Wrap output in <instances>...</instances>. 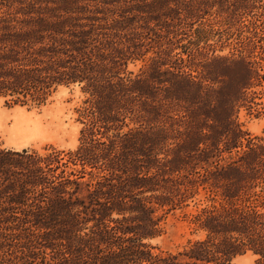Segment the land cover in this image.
Listing matches in <instances>:
<instances>
[{
    "label": "trees",
    "instance_id": "obj_1",
    "mask_svg": "<svg viewBox=\"0 0 264 264\" xmlns=\"http://www.w3.org/2000/svg\"><path fill=\"white\" fill-rule=\"evenodd\" d=\"M81 12L67 2L0 15L5 105H43L59 86L87 94L75 149L0 148V215L28 224L58 264H235L246 251L256 255L252 264H264V138L255 142L236 121L253 81L264 79L260 61L225 58L234 71L227 89L214 87L227 75L208 81L183 65L107 75L112 59L97 43L96 19ZM136 112L147 122L122 131ZM86 167L96 172L84 180ZM198 188L209 199L190 223L204 238L177 252L152 251L147 240L162 233L161 220Z\"/></svg>",
    "mask_w": 264,
    "mask_h": 264
},
{
    "label": "rangeland",
    "instance_id": "obj_2",
    "mask_svg": "<svg viewBox=\"0 0 264 264\" xmlns=\"http://www.w3.org/2000/svg\"><path fill=\"white\" fill-rule=\"evenodd\" d=\"M67 2L80 5L82 15L96 19L97 43L103 47L104 57L112 59L107 75L133 78L150 65L172 70L183 65L184 70L198 78L206 76L208 81L227 75L223 84L214 83L216 88L227 89L234 77L233 69L223 66L227 57L260 61L264 74V0H0V15L21 16L45 5L64 7ZM259 80L253 81L236 112L240 128L255 142L264 138V79ZM86 96L80 86L71 85L57 87L40 106H9L0 98V148L43 152L51 145L75 149L83 127L79 109ZM169 106L167 111L175 113L177 106ZM148 119L142 113L127 114V125L121 130L145 124ZM162 121L166 126L171 123L170 119ZM69 166L80 170L79 165ZM95 172L86 167L84 180ZM208 199L207 191L198 188L187 206L166 214L160 222L162 233L147 240L152 251L177 252L189 241L204 238V232L193 229L190 213ZM4 215L6 219L0 215V264H58L55 250L30 234L28 224L8 218L9 213ZM255 258L246 251L235 255L232 262L252 264Z\"/></svg>",
    "mask_w": 264,
    "mask_h": 264
}]
</instances>
